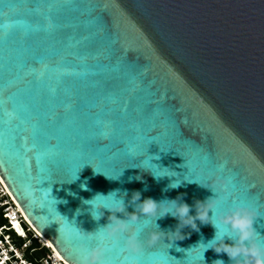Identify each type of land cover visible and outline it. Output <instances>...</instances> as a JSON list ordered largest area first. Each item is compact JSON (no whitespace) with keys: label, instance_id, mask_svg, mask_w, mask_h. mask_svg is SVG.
Wrapping results in <instances>:
<instances>
[{"label":"water","instance_id":"obj_1","mask_svg":"<svg viewBox=\"0 0 264 264\" xmlns=\"http://www.w3.org/2000/svg\"><path fill=\"white\" fill-rule=\"evenodd\" d=\"M155 165L175 177L143 170ZM221 165L264 211V0H0V178L67 264L94 246L78 230L109 223L83 201L139 191L194 209L216 194L185 178L206 183ZM197 223L168 250L127 258L115 246L105 264H185L216 235ZM255 227L264 235V220ZM218 259L231 264L205 253Z\"/></svg>","mask_w":264,"mask_h":264},{"label":"clouds","instance_id":"obj_2","mask_svg":"<svg viewBox=\"0 0 264 264\" xmlns=\"http://www.w3.org/2000/svg\"><path fill=\"white\" fill-rule=\"evenodd\" d=\"M155 167L157 168L156 165ZM143 170L150 171L157 179L175 177L164 169L155 172L151 168ZM224 170L225 165H221L218 174L210 176L206 183L185 178L188 182H196L205 188H210L216 194V198L206 202L197 201L194 209L182 202V196L176 200L157 202L151 198L142 200L139 191L132 193L127 204L125 199L128 193L125 192L121 196L115 191L107 196L97 194L93 199L83 201L85 210L95 221L99 222L104 218L105 211L111 215L108 216V225L95 233L77 231L76 234L82 241H92L94 244L91 248L85 243L80 245L79 264H105L106 254L115 246H122L127 258L141 257L148 249L159 244H163L168 250L176 242L187 238L184 234L185 228L199 231L200 225L197 221L203 225L211 224L217 230L216 235L206 244L202 242L198 247L188 251L185 264H206L205 253L209 250H213L217 255L226 254L231 264H264V235H261L255 227L257 221L264 220V211L234 195L237 186L231 176L224 174ZM122 175L123 173L120 176ZM105 176L112 180L120 178V176L115 178ZM130 179L140 180L141 177ZM181 183L177 179L169 187L176 189ZM82 187L87 190L86 186L82 185ZM128 207H133L134 213H129ZM193 210L195 215H192ZM81 214L82 210L76 213L77 216ZM121 216L123 218H120ZM168 216L178 221L175 231H162L157 223ZM146 231L145 240L142 236ZM176 251L184 250L177 247ZM193 252L196 253L195 256ZM213 264H225V261L218 259L213 261Z\"/></svg>","mask_w":264,"mask_h":264},{"label":"built area","instance_id":"obj_3","mask_svg":"<svg viewBox=\"0 0 264 264\" xmlns=\"http://www.w3.org/2000/svg\"><path fill=\"white\" fill-rule=\"evenodd\" d=\"M0 214L6 224L0 226V264H67L52 246L34 229L9 193L0 178ZM18 222L24 236L18 234L14 223ZM19 241H23L20 245ZM38 243L46 251L45 256L35 262L30 260Z\"/></svg>","mask_w":264,"mask_h":264},{"label":"trees","instance_id":"obj_4","mask_svg":"<svg viewBox=\"0 0 264 264\" xmlns=\"http://www.w3.org/2000/svg\"><path fill=\"white\" fill-rule=\"evenodd\" d=\"M0 221H5L2 217V214H0ZM3 225V224H2ZM0 225V226H2ZM20 245L23 244V241H19ZM34 251L33 255L30 257V260L35 262V260H39L42 257L45 256L46 251L41 248V246L38 243H34L33 248Z\"/></svg>","mask_w":264,"mask_h":264},{"label":"bare ground","instance_id":"obj_5","mask_svg":"<svg viewBox=\"0 0 264 264\" xmlns=\"http://www.w3.org/2000/svg\"><path fill=\"white\" fill-rule=\"evenodd\" d=\"M24 216H25V215H24ZM14 225H15V228L17 229V231H18V234L21 235V237L24 236V231H23V229L20 227V224H19L18 222H15ZM47 242H48V241H47ZM48 244H49L50 246H52L49 242H48ZM52 247H53V246H52Z\"/></svg>","mask_w":264,"mask_h":264},{"label":"rangeland","instance_id":"obj_6","mask_svg":"<svg viewBox=\"0 0 264 264\" xmlns=\"http://www.w3.org/2000/svg\"><path fill=\"white\" fill-rule=\"evenodd\" d=\"M6 224V221H0V225Z\"/></svg>","mask_w":264,"mask_h":264}]
</instances>
